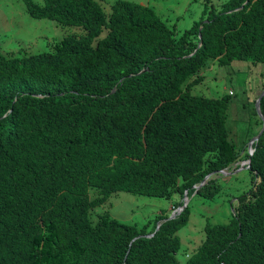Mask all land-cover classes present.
Instances as JSON below:
<instances>
[{
    "label": "trees",
    "instance_id": "1",
    "mask_svg": "<svg viewBox=\"0 0 264 264\" xmlns=\"http://www.w3.org/2000/svg\"><path fill=\"white\" fill-rule=\"evenodd\" d=\"M244 1L205 6L175 35L129 0L109 12L98 0H24L31 17L81 31L21 59L0 50V264H177L188 206L141 226L105 211L92 222L91 210L120 191L189 196L248 159L251 186L232 217L206 225L183 264H264V129L242 156L228 94L190 92L209 63L264 64V0Z\"/></svg>",
    "mask_w": 264,
    "mask_h": 264
},
{
    "label": "rangeland",
    "instance_id": "2",
    "mask_svg": "<svg viewBox=\"0 0 264 264\" xmlns=\"http://www.w3.org/2000/svg\"><path fill=\"white\" fill-rule=\"evenodd\" d=\"M33 1L42 3V0ZM98 1L104 11L109 12L110 5L115 0ZM129 1L152 7L157 15L174 29L175 35H179L195 20L206 16L203 15L204 8L213 6L218 9L226 0ZM72 31H81V27L63 25L47 18H33L27 13L24 0H0V50L7 58L21 59L39 52L51 51L54 42ZM263 68L262 63L252 64L244 60H235L227 65L213 62L201 68L197 73L201 78L190 86V92L196 95L216 98L221 94H228V138L242 156L246 151H250V141L262 128L255 102L263 92V78L260 75ZM244 162H238L240 167L236 170L231 168L235 166L232 164L225 169L226 173L210 176L211 182L207 184L204 192L195 190L189 196L183 194L182 198L177 193L170 198L123 191L114 193L105 205L91 210L90 218L94 222L98 214L105 211L120 222L141 226L152 221L157 213L176 214L178 208L173 206L174 201L185 203L190 212L189 220L176 232L180 238V247L174 255L177 264H183L187 258L185 255L192 254L204 238V227L228 222L233 214V206L237 205L238 196L251 186L250 172L244 167L247 161Z\"/></svg>",
    "mask_w": 264,
    "mask_h": 264
},
{
    "label": "water",
    "instance_id": "3",
    "mask_svg": "<svg viewBox=\"0 0 264 264\" xmlns=\"http://www.w3.org/2000/svg\"><path fill=\"white\" fill-rule=\"evenodd\" d=\"M246 1H247V0H245L244 3H246ZM263 94H264V89H263V92H261V94H259V96H258V98L256 99V102H255V109H256V112L258 113V115H259V117H260V119H261V121H262V128H261L260 131L257 133V135H256V136L250 141L249 147H251L252 144H253L255 141L258 140V138L260 137V135H261V133H262V131H263V129H264V117H263V115H262V113H261V110H260V100H261ZM250 153H252V152H250ZM246 161L249 162L250 160L248 159V160H246ZM246 161H245V162H246ZM227 168H228V167H227ZM227 168H225V169H227ZM225 169L220 170L219 173H226V172H225ZM213 174H215V172L206 175V176L204 177V179H203L198 185H195V186H194V187L196 188L195 190L197 191V189H198L199 187H201V186H202V185H203V184H204V183L210 178V176H212ZM187 193H188V190H185V191H184L185 196H186ZM185 206H186V204L183 203V204L181 205V207L178 209V212H177V213H179L180 210H183V209L185 208ZM175 215H176V214L174 213V215H170L169 218H172V217H174ZM158 226H159V224L157 225L156 230L158 229Z\"/></svg>",
    "mask_w": 264,
    "mask_h": 264
},
{
    "label": "flooded vegetation",
    "instance_id": "4",
    "mask_svg": "<svg viewBox=\"0 0 264 264\" xmlns=\"http://www.w3.org/2000/svg\"><path fill=\"white\" fill-rule=\"evenodd\" d=\"M240 162V161H239ZM239 168V167H238ZM238 168H234V170L238 169ZM230 170V169H229Z\"/></svg>",
    "mask_w": 264,
    "mask_h": 264
},
{
    "label": "built area",
    "instance_id": "5",
    "mask_svg": "<svg viewBox=\"0 0 264 264\" xmlns=\"http://www.w3.org/2000/svg\"><path fill=\"white\" fill-rule=\"evenodd\" d=\"M249 152H251V149H250V151H249ZM244 163H245V162H244ZM244 163H243V164H244Z\"/></svg>",
    "mask_w": 264,
    "mask_h": 264
},
{
    "label": "bare ground",
    "instance_id": "6",
    "mask_svg": "<svg viewBox=\"0 0 264 264\" xmlns=\"http://www.w3.org/2000/svg\"><path fill=\"white\" fill-rule=\"evenodd\" d=\"M257 99V98H256Z\"/></svg>",
    "mask_w": 264,
    "mask_h": 264
},
{
    "label": "clouds",
    "instance_id": "7",
    "mask_svg": "<svg viewBox=\"0 0 264 264\" xmlns=\"http://www.w3.org/2000/svg\"><path fill=\"white\" fill-rule=\"evenodd\" d=\"M250 149V148H249Z\"/></svg>",
    "mask_w": 264,
    "mask_h": 264
}]
</instances>
